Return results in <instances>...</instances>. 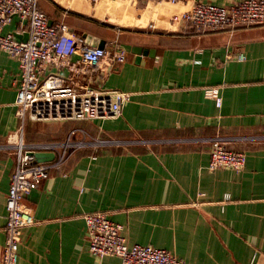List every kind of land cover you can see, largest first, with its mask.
Wrapping results in <instances>:
<instances>
[{
    "label": "crops",
    "instance_id": "1",
    "mask_svg": "<svg viewBox=\"0 0 264 264\" xmlns=\"http://www.w3.org/2000/svg\"><path fill=\"white\" fill-rule=\"evenodd\" d=\"M178 1L137 0L129 27L117 34L104 2L39 0L51 23L65 20L86 44L125 51L123 63L107 62L89 79L131 94L120 117L26 119L22 127L18 62L0 51V264L17 164L9 143L21 134L24 143L70 141L65 162L24 196L35 224L19 233L16 264H124L90 252L84 215L92 212L122 224L129 243L186 264H264V23L205 31L172 25L167 15L198 2L241 0ZM155 9L161 17L150 31L145 18ZM4 33L28 35L18 18ZM135 47L146 52L138 56ZM213 86L221 87V107L204 93ZM218 137L246 154L242 170L208 169Z\"/></svg>",
    "mask_w": 264,
    "mask_h": 264
},
{
    "label": "built area",
    "instance_id": "2",
    "mask_svg": "<svg viewBox=\"0 0 264 264\" xmlns=\"http://www.w3.org/2000/svg\"><path fill=\"white\" fill-rule=\"evenodd\" d=\"M93 5L106 3L114 12L111 27L117 34L129 27L137 0H89ZM178 4V0H168ZM148 8H152L147 5ZM152 17L145 18L146 27L153 31L161 16L155 9ZM64 11V15H67ZM18 18L27 29V39L13 33H4L5 27ZM172 25L183 23L198 31L255 26L264 23V0H241L230 5L198 2L191 9L167 15ZM107 22V21H105ZM24 27V26H22ZM0 51L15 58L20 71L16 100L17 115L26 119L41 120H92L120 117L131 94L118 89L93 86L89 79L99 73L105 63H123V49L91 46L71 31L65 20L51 23L41 10L39 0H0ZM78 58L74 59L75 55ZM240 53L239 60H245ZM55 67L58 72L48 69ZM66 70L67 74L60 71ZM204 93L217 107L222 105L220 86L205 87ZM65 142L46 141L24 143L23 137L9 144L15 149L17 164L11 177L6 197L7 222L2 264H16L19 250V233L35 224L32 209L23 202L24 196L36 189L49 177L52 168L67 159ZM53 152L55 159L34 162L30 152ZM246 164V154L226 146L221 137L215 138L208 169L230 168L240 171ZM89 250L96 257L113 255L124 264H186L172 253L151 245L129 243L123 225L111 220L103 212L84 215Z\"/></svg>",
    "mask_w": 264,
    "mask_h": 264
},
{
    "label": "water",
    "instance_id": "3",
    "mask_svg": "<svg viewBox=\"0 0 264 264\" xmlns=\"http://www.w3.org/2000/svg\"><path fill=\"white\" fill-rule=\"evenodd\" d=\"M89 38L90 37H88V39ZM26 39H24V40H26ZM94 44H96V43H94ZM97 46H99V47H105V42L104 41H100V43L97 44ZM133 52L135 54H137L138 56H140L143 52H146V50H143L140 47H135V48H133ZM30 154L32 156H34V162L35 163H37V162L52 161V160L55 159V153H53V152H35V151H32V152H30Z\"/></svg>",
    "mask_w": 264,
    "mask_h": 264
}]
</instances>
